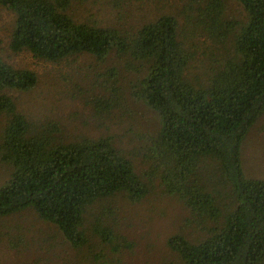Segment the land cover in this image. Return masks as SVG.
Listing matches in <instances>:
<instances>
[{
    "label": "trees",
    "instance_id": "1",
    "mask_svg": "<svg viewBox=\"0 0 264 264\" xmlns=\"http://www.w3.org/2000/svg\"><path fill=\"white\" fill-rule=\"evenodd\" d=\"M73 1L0 0L15 15L9 49L51 64L113 57L87 107L103 126L152 114L135 139L142 166L113 136L67 138L59 121L20 113L6 92L32 90L36 75L0 59V218L31 210L73 250L97 241L121 255L133 244L111 204L160 194L189 212L192 231L166 242L175 264H264V180L240 159L264 117V0H182L133 32L76 21Z\"/></svg>",
    "mask_w": 264,
    "mask_h": 264
},
{
    "label": "rangeland",
    "instance_id": "2",
    "mask_svg": "<svg viewBox=\"0 0 264 264\" xmlns=\"http://www.w3.org/2000/svg\"><path fill=\"white\" fill-rule=\"evenodd\" d=\"M181 2L74 0L71 11L78 22L133 32L163 12L176 14ZM14 26L15 15L0 6V59L14 68L34 72L37 78L36 85L28 92H6L15 100L17 110L29 119L59 121L67 138L113 136L116 145L135 159L140 169V144L136 142V135L152 130V114L138 108L133 120L121 126H103L87 107L89 96L96 91L99 74L112 65L118 66L112 63L116 60L111 57L106 63H97L83 55L51 64L34 59L27 51L13 53L9 43ZM119 71L126 84L129 77ZM240 159L247 178L264 180V117L250 129L242 143ZM5 176L7 171L0 165V184ZM115 201L111 205L118 212L115 217L117 232L132 242L131 250L121 255L110 254L101 250L97 241L92 242L94 247L73 250L53 228L43 225L33 211L27 210L0 218V264H175L166 245L168 238L176 234L188 235L192 231L184 225L189 212L183 204L160 194H152L137 204L124 198ZM43 229L48 239L45 242L40 234Z\"/></svg>",
    "mask_w": 264,
    "mask_h": 264
}]
</instances>
